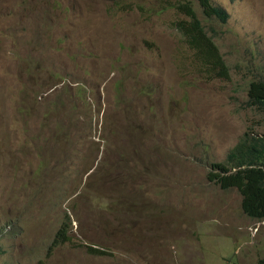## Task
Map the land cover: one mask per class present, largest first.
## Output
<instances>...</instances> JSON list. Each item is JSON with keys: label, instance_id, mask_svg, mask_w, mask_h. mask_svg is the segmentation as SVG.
Instances as JSON below:
<instances>
[{"label": "rangeland", "instance_id": "1", "mask_svg": "<svg viewBox=\"0 0 264 264\" xmlns=\"http://www.w3.org/2000/svg\"><path fill=\"white\" fill-rule=\"evenodd\" d=\"M173 1L0 0V264H264V218L209 177L264 131V0H191L229 78Z\"/></svg>", "mask_w": 264, "mask_h": 264}, {"label": "trees", "instance_id": "2", "mask_svg": "<svg viewBox=\"0 0 264 264\" xmlns=\"http://www.w3.org/2000/svg\"><path fill=\"white\" fill-rule=\"evenodd\" d=\"M205 20L218 19L227 22L228 11L212 3L211 0H198ZM186 18L179 19L176 29L183 34L195 50L196 57L208 68L209 77L229 78L230 66L226 62L213 36L206 30L191 0L172 2ZM205 75V74H204ZM248 105L264 110V79H253L247 88ZM210 180L222 188H236L242 199L244 212L253 218H264V131L257 133L246 130L238 143L229 151L227 160L215 164L210 172ZM68 224L59 229L52 248L65 244L69 239ZM100 252L98 250H93Z\"/></svg>", "mask_w": 264, "mask_h": 264}]
</instances>
